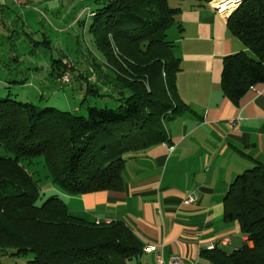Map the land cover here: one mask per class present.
I'll list each match as a JSON object with an SVG mask.
<instances>
[{
  "label": "trees",
  "instance_id": "obj_1",
  "mask_svg": "<svg viewBox=\"0 0 264 264\" xmlns=\"http://www.w3.org/2000/svg\"><path fill=\"white\" fill-rule=\"evenodd\" d=\"M196 1L205 6L212 0ZM93 2L84 8V21L99 53L90 54L95 73L74 75L81 84L87 79L86 94L100 96L99 85L107 87L117 107L87 106L78 115L14 100L10 92L0 98V252L32 254L23 264L139 262L143 244L124 221L96 224L72 214L65 195L120 191L127 157L167 141L166 120L188 108L177 93L180 65L168 39L179 9L169 0ZM226 24L245 47L223 58L220 89L237 103L264 83V0H243ZM65 63L52 59L57 79L67 75ZM40 166L49 190L35 178ZM223 219L236 222L245 241L231 249L215 244L200 258L264 264V162L234 177L223 197Z\"/></svg>",
  "mask_w": 264,
  "mask_h": 264
},
{
  "label": "crops",
  "instance_id": "obj_2",
  "mask_svg": "<svg viewBox=\"0 0 264 264\" xmlns=\"http://www.w3.org/2000/svg\"><path fill=\"white\" fill-rule=\"evenodd\" d=\"M169 3L179 9L168 39L179 59L177 93L188 108L166 120L167 141L127 157L120 191L65 195L72 214L124 221L143 248L155 245V251L143 250L150 264L158 254L195 263L210 244H242L238 224L223 219V197L236 175L264 162V83L237 103L220 89L223 58L245 49L229 32L228 16L211 3ZM224 239L229 244L219 243Z\"/></svg>",
  "mask_w": 264,
  "mask_h": 264
},
{
  "label": "rangeland",
  "instance_id": "obj_3",
  "mask_svg": "<svg viewBox=\"0 0 264 264\" xmlns=\"http://www.w3.org/2000/svg\"><path fill=\"white\" fill-rule=\"evenodd\" d=\"M89 6L94 7L93 0H0V98L10 92L14 100L78 115H85L87 106L117 107L118 101H113L107 87L99 85L100 96L86 94L87 79L81 84V78L74 75L95 73L89 71L91 55L99 56L84 21L88 18L84 8ZM61 57L66 62V80L52 74V59ZM38 170L35 178L42 189L49 190L52 184L45 177L46 169L40 166ZM26 257L32 259L33 255ZM26 257L0 252V264H23ZM147 260L148 256L140 257L130 264H150ZM196 262L209 264L202 258Z\"/></svg>",
  "mask_w": 264,
  "mask_h": 264
},
{
  "label": "built area",
  "instance_id": "obj_4",
  "mask_svg": "<svg viewBox=\"0 0 264 264\" xmlns=\"http://www.w3.org/2000/svg\"><path fill=\"white\" fill-rule=\"evenodd\" d=\"M67 76L64 75V79L66 80ZM192 198H187V201H191ZM101 221H95L96 224L100 223ZM103 223L105 224H108L110 223L109 220H104L102 221ZM219 243H222V244H229V240L228 239H224V240H221ZM215 244H210L208 246V249H211L214 247ZM157 248L155 245L153 244H147L143 250L145 252H152V251H155ZM152 264H188L187 261L179 254H171L169 255L167 258H163L161 256V254H158L157 257H156V260L154 261V263ZM192 264H197L196 263H192Z\"/></svg>",
  "mask_w": 264,
  "mask_h": 264
},
{
  "label": "bare ground",
  "instance_id": "obj_5",
  "mask_svg": "<svg viewBox=\"0 0 264 264\" xmlns=\"http://www.w3.org/2000/svg\"><path fill=\"white\" fill-rule=\"evenodd\" d=\"M241 0H212L211 5L227 17Z\"/></svg>",
  "mask_w": 264,
  "mask_h": 264
},
{
  "label": "water",
  "instance_id": "obj_6",
  "mask_svg": "<svg viewBox=\"0 0 264 264\" xmlns=\"http://www.w3.org/2000/svg\"><path fill=\"white\" fill-rule=\"evenodd\" d=\"M242 1H243V0H241L240 3H241ZM240 3H239V4H240ZM239 4H238V6H239ZM238 6H237V7H238ZM237 7H236V8H237ZM236 8H234V9H236ZM232 11H233V10H232Z\"/></svg>",
  "mask_w": 264,
  "mask_h": 264
}]
</instances>
